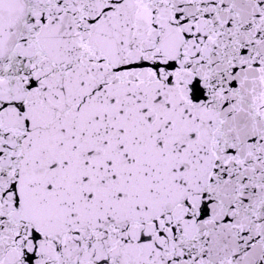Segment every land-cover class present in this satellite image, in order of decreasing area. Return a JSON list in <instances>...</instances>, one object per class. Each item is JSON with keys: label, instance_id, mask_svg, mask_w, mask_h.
I'll list each match as a JSON object with an SVG mask.
<instances>
[{"label": "snow or ice", "instance_id": "1", "mask_svg": "<svg viewBox=\"0 0 264 264\" xmlns=\"http://www.w3.org/2000/svg\"><path fill=\"white\" fill-rule=\"evenodd\" d=\"M0 264H264V0H0Z\"/></svg>", "mask_w": 264, "mask_h": 264}]
</instances>
